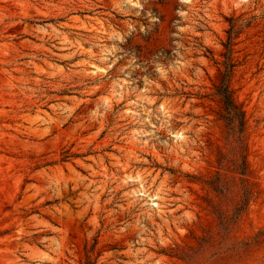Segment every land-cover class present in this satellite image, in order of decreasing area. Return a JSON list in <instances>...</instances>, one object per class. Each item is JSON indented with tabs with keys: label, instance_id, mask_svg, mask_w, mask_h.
I'll return each instance as SVG.
<instances>
[{
	"label": "rangeland",
	"instance_id": "obj_1",
	"mask_svg": "<svg viewBox=\"0 0 264 264\" xmlns=\"http://www.w3.org/2000/svg\"><path fill=\"white\" fill-rule=\"evenodd\" d=\"M87 258L264 264V0H0V264Z\"/></svg>",
	"mask_w": 264,
	"mask_h": 264
},
{
	"label": "trees",
	"instance_id": "obj_2",
	"mask_svg": "<svg viewBox=\"0 0 264 264\" xmlns=\"http://www.w3.org/2000/svg\"><path fill=\"white\" fill-rule=\"evenodd\" d=\"M232 38V32H230L228 37V43L225 46L227 51L224 53L225 61V71L220 73L219 82L215 85L216 94L219 97L220 102L222 103L223 113L221 114V119L224 121L227 128V134L231 138L233 143L231 159V171L240 176H246L249 173L247 162H246V153L247 145L245 141V115L241 106L235 101L232 90L229 86V80L232 72V60H231V50L230 39ZM221 159L218 158V163L220 164ZM215 189V188H214ZM251 189L248 187L243 188L242 190V200L240 205L236 207V215H239L244 205L247 204L249 197L251 195ZM233 219L228 217L226 218V223L231 225ZM84 264H96L94 260L88 259Z\"/></svg>",
	"mask_w": 264,
	"mask_h": 264
},
{
	"label": "bare ground",
	"instance_id": "obj_3",
	"mask_svg": "<svg viewBox=\"0 0 264 264\" xmlns=\"http://www.w3.org/2000/svg\"><path fill=\"white\" fill-rule=\"evenodd\" d=\"M183 1L188 2V1H191V0H183ZM96 68H98V67H96ZM175 135H176V137H182V133L181 132H177ZM153 197L157 198V195L153 194ZM155 205L157 206L158 203H155Z\"/></svg>",
	"mask_w": 264,
	"mask_h": 264
}]
</instances>
